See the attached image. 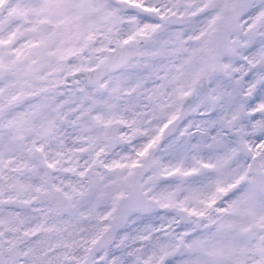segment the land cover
I'll return each instance as SVG.
<instances>
[{
  "label": "snow or ice",
  "instance_id": "1",
  "mask_svg": "<svg viewBox=\"0 0 264 264\" xmlns=\"http://www.w3.org/2000/svg\"><path fill=\"white\" fill-rule=\"evenodd\" d=\"M0 264H264V0H0Z\"/></svg>",
  "mask_w": 264,
  "mask_h": 264
}]
</instances>
